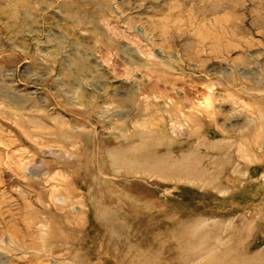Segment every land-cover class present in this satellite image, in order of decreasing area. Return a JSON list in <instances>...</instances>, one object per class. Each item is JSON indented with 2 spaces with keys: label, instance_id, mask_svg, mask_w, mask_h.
<instances>
[{
  "label": "rangeland",
  "instance_id": "374dc122",
  "mask_svg": "<svg viewBox=\"0 0 264 264\" xmlns=\"http://www.w3.org/2000/svg\"><path fill=\"white\" fill-rule=\"evenodd\" d=\"M262 109L264 0H0V264L264 262Z\"/></svg>",
  "mask_w": 264,
  "mask_h": 264
},
{
  "label": "bare ground",
  "instance_id": "6f19581e",
  "mask_svg": "<svg viewBox=\"0 0 264 264\" xmlns=\"http://www.w3.org/2000/svg\"><path fill=\"white\" fill-rule=\"evenodd\" d=\"M239 74L241 77H246L248 75V73L244 72V71L243 72L241 71ZM209 96H210V94H209ZM207 98H208V96H207ZM199 106H200V104H199ZM205 106L206 107L212 106V98L207 99ZM200 108H201V106H200ZM262 110H264V109H262ZM195 113H197V112H195ZM187 114H189V113H187ZM214 115H216V114L214 113L213 116ZM213 116L209 117L211 119L209 121L206 118H204V119L202 118L201 122H203V123L205 122L207 126L211 127V126H213V123H214V121L212 119ZM183 117H185V116H183ZM183 117H180V115H178V113L176 111L175 116L174 115L172 116L173 126L171 129V132L176 134L177 137H182V136H187V135L190 137V136H192V132H190V131L186 132V131H183V129H182L184 127L183 124H181V122L184 120ZM186 117H187L186 120H190L191 122H193L194 119L195 120L197 119V118H195L194 113H190L189 115H186ZM259 122H260L259 123L260 126L264 128V112L261 113V117L259 118ZM35 124L39 125L38 122H35ZM186 126H188V125H186ZM41 128L44 129V128H46V126H42ZM186 139H188V138H186ZM173 144L172 145L171 144L165 145V151L163 152V154H159L155 157L153 156L150 160H147L145 158H138L136 155H133V154L129 155L128 153L127 154L125 153V154L121 155L120 157H118L117 159H115L116 164L119 166H122V167L124 166V167L129 168L130 163L132 164L135 162L136 166L138 168H140L139 170L144 171L146 173L149 172V174L156 175L159 178L164 179V180L173 179V180H182V181H190V182L202 181L205 174L207 173V169L204 166H202V164L200 162L201 161L200 155H199L200 152H198V151H200L199 150L200 145L199 146L191 145L192 148L190 147L189 150H186L183 152L181 150V148L183 147L182 146L183 143L182 144H180V143L176 144L175 146ZM207 146H213V145L208 144ZM200 154H202V153H200ZM203 157H201V158H203ZM206 158H205V160L207 161ZM206 166H208V165H206ZM139 170H136V171H139ZM88 193H90V191ZM97 205L98 204L95 205L93 203H90V205H88V206H91V207H89L91 211L88 209L89 210L88 219L95 221V227L99 228L101 226L96 222V219H99L100 217H102L104 220L109 222L107 224H109L111 227H113V224H110V220H112L111 217L114 218L115 215L113 216V214H114L115 210L114 211H109V210L107 211V210H103V209L101 210L99 208V206L97 207ZM113 221H115V220H113ZM110 226H109V228H111ZM110 232H111V230H110ZM260 264H264V262L262 261V263H260Z\"/></svg>",
  "mask_w": 264,
  "mask_h": 264
}]
</instances>
